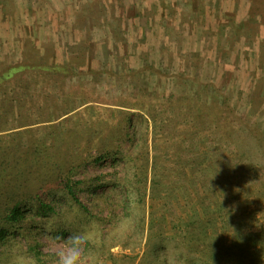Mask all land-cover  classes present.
Listing matches in <instances>:
<instances>
[{
  "label": "rangeland",
  "instance_id": "rangeland-1",
  "mask_svg": "<svg viewBox=\"0 0 264 264\" xmlns=\"http://www.w3.org/2000/svg\"><path fill=\"white\" fill-rule=\"evenodd\" d=\"M68 1L0 0V264H55L75 231L82 264H264V0H110L205 14L186 66L145 78L100 22L110 78L40 69L91 34L49 32Z\"/></svg>",
  "mask_w": 264,
  "mask_h": 264
},
{
  "label": "trees",
  "instance_id": "trees-1",
  "mask_svg": "<svg viewBox=\"0 0 264 264\" xmlns=\"http://www.w3.org/2000/svg\"><path fill=\"white\" fill-rule=\"evenodd\" d=\"M127 3L129 2L127 1ZM127 3L125 1L122 2L120 6L114 5L113 7L110 0L68 1V3L66 2L62 6L64 9L58 8L60 9L59 12H54V14L51 15V18L48 19V22L52 27L50 28L51 30L49 32H59L60 35L63 33H68L69 30H73L71 29V23L74 24V22L79 23L86 20L89 21V23H87L89 27L87 30L88 32L94 30V26H97L96 24L99 22L100 26L98 27L101 32L104 29L113 30L115 28V34H120V39L117 43V46L114 47V49L116 48V53H113V59H117V57L121 55L122 57L125 56L128 61L130 60L133 63L138 61L137 63L140 64L133 66L131 70L130 68H127L124 71V73H127L129 76L133 73H138L141 76L143 75L142 77L144 78L156 75V71H154V69L158 67L157 64H159L160 69L163 70L164 73L172 76L174 75L175 70H177L178 65L173 67L171 62H179L181 65L184 64V66H186L188 62L184 52L179 53L181 50L183 51V48L178 47V43L190 46L191 40L193 38V31L188 30L186 32V28L190 26L191 29L192 27L197 28V26H200L197 24H201V21L204 20L205 14L203 16V13L193 12L197 10L191 8V4L193 3L192 1L184 3L181 7L174 6V8H177L175 11H166L170 6H165L164 4V7L161 3H157L161 12L151 14L147 13L149 15L146 14L147 18H145L144 23H142L141 18L142 16L144 17L145 14H143L141 10L136 11L134 9L133 11V5L131 6V9L124 8L123 6L127 5ZM204 7L206 8V5ZM178 25L180 28L177 27ZM177 31H180V33ZM199 31L200 29L197 30L196 33ZM99 34V31H95L94 33L91 32L90 35H84V37H81V31L78 32L76 29L74 31L75 39L82 40L77 42V44L81 45L82 47L77 52L74 50H65L64 47L58 46V43H61L60 39L49 38L50 40L48 41L47 46L51 47V50L49 51H53V54L56 55L57 52H59L58 50H60L61 52L58 56H60L61 59L59 61H61L63 64L61 65L48 60L44 63H40L37 66H39V68L42 70H47L50 72H58L61 70L62 72L64 71L68 73H92L93 76L104 75L105 78H110L109 76L111 74L109 75V72L103 68L96 69L94 68L95 66L92 67V62L97 64L93 61L94 59L92 60V54L100 51H108L110 50L109 48H112L114 44L112 43V40H110V37L105 35L106 40L102 41L105 43L102 44L101 42L102 45L99 48V41H96L99 37ZM199 34H201V32H199ZM192 43L191 47L196 48ZM188 50L185 51H187V59L189 60L190 56L193 55L191 53L190 47ZM202 53L203 49L200 48L199 50H196V54L194 55H199ZM103 63L104 61H102L100 65ZM177 75H179V73ZM124 77L128 76L125 75ZM115 78L117 77L115 76ZM137 78L138 76L135 79ZM193 79L198 80L196 77ZM175 86L179 85L176 83ZM162 88L164 89V86ZM139 89V92L144 91L141 89V87ZM150 96L152 95L148 94L147 98ZM152 98L154 97L152 96ZM144 102L145 100L143 99L139 104H144ZM67 188L68 192L72 195L74 200H76L73 189L70 187ZM46 206L48 207V205ZM10 213L11 219H18L20 216L19 211L14 207L10 209Z\"/></svg>",
  "mask_w": 264,
  "mask_h": 264
},
{
  "label": "clouds",
  "instance_id": "clouds-1",
  "mask_svg": "<svg viewBox=\"0 0 264 264\" xmlns=\"http://www.w3.org/2000/svg\"><path fill=\"white\" fill-rule=\"evenodd\" d=\"M87 231H75L64 239L62 248L55 254V264H82V245L88 240Z\"/></svg>",
  "mask_w": 264,
  "mask_h": 264
}]
</instances>
